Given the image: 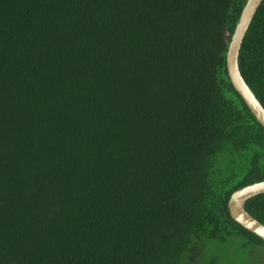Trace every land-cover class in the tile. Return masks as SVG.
<instances>
[{
    "label": "trees",
    "instance_id": "obj_1",
    "mask_svg": "<svg viewBox=\"0 0 264 264\" xmlns=\"http://www.w3.org/2000/svg\"><path fill=\"white\" fill-rule=\"evenodd\" d=\"M245 2L0 0V264L264 252L227 209L264 180V129L225 62ZM238 66L264 108V0ZM244 209L264 225V193Z\"/></svg>",
    "mask_w": 264,
    "mask_h": 264
},
{
    "label": "water",
    "instance_id": "obj_2",
    "mask_svg": "<svg viewBox=\"0 0 264 264\" xmlns=\"http://www.w3.org/2000/svg\"><path fill=\"white\" fill-rule=\"evenodd\" d=\"M262 1L263 0H246L238 22L230 37L225 62L227 75L234 90L264 129V108L245 83L238 66V56L243 38ZM263 193L264 180L234 191L227 202V209L231 219L245 230L256 235L262 241H264V225L248 214L244 209V205L249 199Z\"/></svg>",
    "mask_w": 264,
    "mask_h": 264
},
{
    "label": "rangeland",
    "instance_id": "obj_3",
    "mask_svg": "<svg viewBox=\"0 0 264 264\" xmlns=\"http://www.w3.org/2000/svg\"><path fill=\"white\" fill-rule=\"evenodd\" d=\"M215 252L219 264H264V252H258L256 249L251 255L250 250L242 247L235 239L230 243L218 246ZM215 252L206 253V257L210 258Z\"/></svg>",
    "mask_w": 264,
    "mask_h": 264
}]
</instances>
